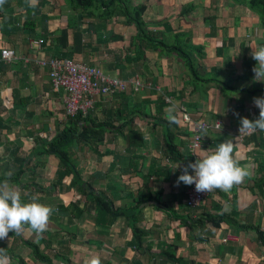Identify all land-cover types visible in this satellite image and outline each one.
<instances>
[{"label": "crops", "instance_id": "0c3cea01", "mask_svg": "<svg viewBox=\"0 0 264 264\" xmlns=\"http://www.w3.org/2000/svg\"><path fill=\"white\" fill-rule=\"evenodd\" d=\"M138 1L146 3L147 22L167 21L173 29L189 32L194 44L204 46L201 66L216 70L221 83L210 86L208 92L200 85L194 93L174 56L166 59V55L148 52V71L139 78L144 89L135 92L130 87L125 94L132 100L134 122L121 133V104L125 103L121 96L96 98L90 118L105 123L104 141L92 142L96 149L88 142H75L77 175L66 178L49 144L69 123L65 115L68 96L52 88L48 68L37 62L65 57L124 80L125 49L137 29L117 16L110 20V29L94 20L83 23V30L69 29L73 10L65 0H38L35 7L28 0L0 4V179L21 189L22 202L37 196V202L55 210L40 239L25 225L21 234L9 233L0 240L12 264H91L93 259L99 264H174L172 257L184 264H264V131L251 135L240 131L241 117L250 121L259 117L253 99L260 96L247 92L264 88V82L254 79L256 62L251 57L254 48L264 46L260 17L229 0ZM190 4L194 10L180 17L182 7ZM94 12L97 15L89 16H101L99 10ZM41 39L40 49L30 46L31 41ZM4 49L15 50L18 59H1ZM240 77L246 81L240 82ZM229 79L231 97L224 90ZM170 94L176 99L166 96ZM160 97L166 105L162 117L167 121L175 114L178 117L174 130L179 148H186L194 133L188 113L198 121L222 120V130L201 132V150L211 152L217 144L231 140L234 158L250 173L245 181L229 192L215 190L200 207L187 210L188 185H176L186 164L165 156L163 133L156 132L159 137L155 138L152 129ZM182 109L190 121L184 119ZM130 130L141 134L144 148H131L137 139L131 140ZM77 177L82 189L73 182ZM97 198L116 208L137 206L144 218L141 227L147 232L142 249L133 242L126 217H119L110 227L97 225ZM214 214H226L235 221L215 226L208 219ZM27 241L37 245L38 252Z\"/></svg>", "mask_w": 264, "mask_h": 264}, {"label": "trees", "instance_id": "16d2710c", "mask_svg": "<svg viewBox=\"0 0 264 264\" xmlns=\"http://www.w3.org/2000/svg\"><path fill=\"white\" fill-rule=\"evenodd\" d=\"M65 1L73 10V14L70 17L68 24L69 29H73L75 31L83 30L81 26L83 23H88V20H94L96 22L105 23L106 25L104 27L110 29L111 27L110 20H112L115 16L120 18L122 17L124 19L123 22H125L129 26H134L137 29V34L131 40L130 46L125 49L126 57L124 63V70L122 71H123V75L127 80L121 79V81L128 83L126 91L122 92L121 95L119 93H114V94L105 93V94H100L96 97L88 96L87 100L92 101V106L86 115H84L83 113H78L74 117L67 115L66 104H65V115L67 118H69L68 119L69 123L64 127L62 131H60L57 134L54 140L49 144V152H53L59 158L60 167L65 171L63 177L66 178L71 175H77L76 161L72 153V149L74 148L75 142L76 143L88 142L89 147L91 149L93 148L96 149L97 146L93 145L92 142L96 141L97 143H100L104 141L105 133L107 132V129L104 128V126H106L105 123H96L95 121H91L90 118L91 116L90 114L95 105L94 101L96 100V98L107 95L121 96V101L125 102L124 104H121V113H120L121 123L123 122L121 125V133H123V129L126 126L131 125L132 122H134V115H133L134 109H131L130 106L132 100L130 98H126L127 95L125 94L130 91V87H132L135 90L134 86L130 83L131 81L129 80L133 79L132 81L134 80L141 81L139 78L146 76V72L148 71V66H147L148 52H158L160 56L166 55V59L170 58L171 56H174L176 62L179 63V67L182 69L183 73L188 79V87H190L192 89V92L194 93L198 91V87L200 85L204 87V91L208 92L210 86L220 85L221 82H219V74L216 70L211 72V71H207V69L205 70L204 68H202L201 61L202 59L205 58V52H204L205 47L202 45L194 44L192 42L191 35L189 32L178 31L176 29H173L171 27V23L167 21L150 23L144 19V15L146 12L145 1H138V0H65ZM229 1H231L235 5L244 6V7L247 6L250 11L256 13L260 17L261 24L264 27V0H229ZM36 10L39 11V6L36 7ZM95 10H99L101 12V16H99V18L96 16L94 17L89 16V15L91 16L97 15L94 12ZM193 10H194V6L192 4L184 6L180 11L179 16L182 17L188 15ZM210 18L211 16L207 17L208 22H211ZM90 26H93V24H91ZM151 26H155L156 28L151 29ZM54 59L65 60L69 58L54 57L49 61ZM69 60H72L73 62L77 63V65H81V63L76 62L73 59H69ZM37 65L40 66L38 62ZM87 67L99 72L102 76L110 77L96 67H92V66H87ZM47 68L49 71L48 76L52 88L55 91L63 90L67 94V92L64 89L62 88L55 89L53 87L52 79L50 77L51 69L48 66ZM239 81L240 82L246 81V79L245 77H240ZM232 84H233L232 79H229L228 83L225 84L226 89H228L229 91H233ZM237 93H239V91ZM247 94H249L250 96L264 97V88L257 89L253 92L248 91ZM166 96L172 98L173 100L176 99L175 94H170ZM159 103H160L159 105L160 110L158 115L155 116L156 120L154 122L152 129L155 138L159 137V134H157L156 132L160 131L163 133V148H164L165 156L170 160H173L174 162L182 161L185 164H188L189 162H194L193 158L190 156L187 149V146L190 145L194 137V133H195L194 126H193L194 133L192 134L186 148L184 149L182 147L179 148L178 137L176 131L174 130L177 129L178 117L175 114L172 117V119L168 121L165 120L162 117V109H164L166 105L164 104L162 98L159 99ZM184 105L186 107L191 106L190 104H184ZM239 109L240 106L237 107V111H239ZM180 112L182 111L180 110ZM182 113L184 114V112ZM188 114L190 115L191 118H193L194 121H198L195 120L196 117L192 116L190 113ZM193 120L191 121L192 124L194 122ZM130 138L131 140L137 139V143H131V148L133 149L144 148V142L142 141L141 134L138 131L130 130ZM198 157L199 154L197 158ZM1 181L5 182L6 180L4 181V179L3 180L0 179V182ZM73 182L75 183V186L79 185L81 189L83 188V182H81L80 178L78 177L73 178ZM86 187L88 188V185ZM216 192L219 193L220 190H216ZM161 194L162 193L158 194L157 197L158 201ZM95 203H96L95 219L98 226L101 225L104 226V228L105 226L110 227L115 223V221H117L119 217L124 216L126 217L128 224L132 228L134 235L133 242L138 245V249H142L144 247L143 244L147 232L143 227H141V222L143 221L144 218L141 215V211L137 209V206L116 208L113 205V203L106 201V199L104 198L95 199ZM144 203L145 201H143L142 204ZM140 204L141 203L137 204L138 208L140 207ZM184 206L189 211H193L198 208L197 207L195 209H190L189 207H187L186 203H184ZM175 219L179 221H188L187 217L185 219H181V217H175ZM208 219L210 221H213V224L215 226H219L223 221H227V222L235 221L226 214L224 215L222 214L221 216H217L216 214H214L209 216ZM26 244L27 246L32 248V250L38 252L39 250L38 246L35 245L34 243L27 241ZM171 261L174 264L185 263L182 259L180 258L174 259V257H172Z\"/></svg>", "mask_w": 264, "mask_h": 264}, {"label": "clouds", "instance_id": "9594fccd", "mask_svg": "<svg viewBox=\"0 0 264 264\" xmlns=\"http://www.w3.org/2000/svg\"><path fill=\"white\" fill-rule=\"evenodd\" d=\"M28 2L31 7L38 4V0ZM3 3L4 0H0V4ZM251 57L256 62L252 69L254 79L264 82V46L254 48ZM253 103L259 109V117L254 121L241 117L240 131H264V97L254 98ZM218 126L220 127L219 124ZM233 149V142L225 140L217 144L211 152L201 150L202 156L181 169L182 174L177 178L176 185L194 184L197 193H210L215 190L229 192L250 175L247 167L241 166L234 158ZM176 168H180V164ZM21 197L19 187L9 184L8 181L0 184V240L7 239L9 233L21 234L25 230V225L37 239H40L48 228L54 208L37 202V196H33L31 202L27 203L22 202ZM0 264H12V258L3 248H0ZM91 264H99V260L93 259Z\"/></svg>", "mask_w": 264, "mask_h": 264}, {"label": "built area", "instance_id": "2783aa9c", "mask_svg": "<svg viewBox=\"0 0 264 264\" xmlns=\"http://www.w3.org/2000/svg\"><path fill=\"white\" fill-rule=\"evenodd\" d=\"M43 40H33L30 42L32 48H41ZM1 59L5 61H13L18 59L17 53L12 49H4L1 51ZM42 67H49L51 69L50 77L55 89H64L67 94L66 113L74 117L78 113L86 115L91 109L92 101L87 100L88 96L96 97L105 93H119L125 92L128 86L127 82L102 76L99 72L88 68L87 66L77 65L72 60L54 59L51 61H38ZM136 91L144 89L143 82L134 80L130 82ZM150 87V86H149ZM184 112V110H181ZM184 119L190 121V117L184 114ZM194 137L188 146L189 154L193 161L197 159L198 153L202 147L201 132L210 129H221L223 121L218 120L212 123L206 121H194ZM220 125V127L218 126ZM253 132L246 131L247 135ZM199 158V157H198ZM211 193V192H210ZM210 193H197L195 185H188L185 193V203L190 209H195L201 204H204Z\"/></svg>", "mask_w": 264, "mask_h": 264}, {"label": "rangeland", "instance_id": "374dc122", "mask_svg": "<svg viewBox=\"0 0 264 264\" xmlns=\"http://www.w3.org/2000/svg\"><path fill=\"white\" fill-rule=\"evenodd\" d=\"M120 81H121V79H120ZM240 85H241V83H240ZM233 86V85H232ZM224 90H226L227 92H226V94L228 95V96H234V92L233 91H229L228 89H224ZM220 130H222V128L221 129H219V130H215V129H210V130H208V131H220ZM11 250V249H10ZM11 254H14V252H13V250H11Z\"/></svg>", "mask_w": 264, "mask_h": 264}]
</instances>
